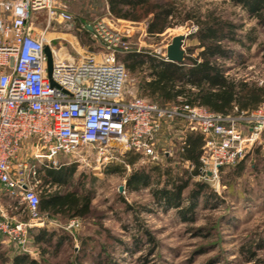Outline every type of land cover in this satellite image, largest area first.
<instances>
[{"label":"rangeland","instance_id":"1","mask_svg":"<svg viewBox=\"0 0 264 264\" xmlns=\"http://www.w3.org/2000/svg\"><path fill=\"white\" fill-rule=\"evenodd\" d=\"M60 2L61 8L73 15V26L69 28L58 21L48 26L49 14L43 10L33 15V27L46 32L59 58L79 61L91 53L100 54L103 47L91 33L82 30L81 24L102 20L109 23L121 37V50L117 57L127 70L126 98L141 96L160 104L144 95L143 84L149 80L146 66L134 72L129 70L127 63L133 62V53L149 52L166 58L167 47L173 37L186 33H189L188 45L194 47L198 43L190 37V33L197 30L194 21L151 35L147 31V19L133 21L116 18L109 11L107 0ZM185 3L201 14L211 10L230 20L245 23L246 29L255 24L254 20L245 19L242 10L228 0H186ZM259 41H264V30L259 33ZM227 44L230 54L218 59L225 64L226 74L262 84L264 57L258 45L248 49L235 43ZM184 48H188L186 43ZM173 122L179 124L177 120ZM171 124L170 121L166 125ZM182 135L172 129L167 130L164 137L168 139H161L165 145L163 148L169 150L170 139L181 143L179 138ZM35 144V141H30L27 146L28 158L35 151ZM124 153L120 150L116 158L98 161L94 149L81 148L76 154L60 157L59 165H50L56 169L54 177L58 182L49 179V183H45L47 171L39 164L43 192L75 189L80 194L90 193V212L84 217L71 219L41 212L44 224L31 229L25 248L15 246L0 236V264H14L16 256L35 259L37 264H264L263 149L256 146L247 150L242 173L237 170L236 162L223 167L216 179L194 176L192 183L202 181L207 183V188L196 199L192 220L185 219L175 208H165L164 203H156L151 192L154 184L133 192L125 190L126 175L133 167L127 164L126 173L113 172L118 165H125ZM161 155L159 161L164 168L168 165L165 155ZM171 156L176 161L175 148ZM31 161L34 162L33 158ZM149 161L150 158L139 159L135 166H146L151 164ZM176 163H179L178 160ZM178 166L181 171L193 170L189 162H180ZM225 182L229 184L224 185ZM192 187L186 190L185 195ZM210 193L216 196L212 199ZM125 203L133 208H128ZM187 203L184 202L183 206ZM8 205L5 193L0 194V208L9 211ZM8 214L12 216L11 211ZM75 218L78 226L70 227L71 220ZM42 229L47 233H56V236L50 242H39L37 235ZM60 239L65 241L58 246ZM252 251L257 252L255 258H251Z\"/></svg>","mask_w":264,"mask_h":264},{"label":"built area","instance_id":"2","mask_svg":"<svg viewBox=\"0 0 264 264\" xmlns=\"http://www.w3.org/2000/svg\"><path fill=\"white\" fill-rule=\"evenodd\" d=\"M43 10L49 14L48 26L53 21L73 26L74 17L61 8L60 0H0V194L7 196L12 214L0 208L5 241L25 248L31 229L44 224L39 164L57 166L60 157L81 148L94 149L98 161L112 160L120 150L159 161L174 148L161 151V130L177 120L186 131L204 136L200 177L216 179L248 149L264 146V104L237 115L126 98L127 70L117 57L120 33L103 20L83 22L81 28L102 43L101 53L79 61L61 59L46 32L33 27V15ZM30 141L36 144L28 158L25 145ZM78 224L75 218L70 227Z\"/></svg>","mask_w":264,"mask_h":264},{"label":"trees","instance_id":"3","mask_svg":"<svg viewBox=\"0 0 264 264\" xmlns=\"http://www.w3.org/2000/svg\"><path fill=\"white\" fill-rule=\"evenodd\" d=\"M185 1L107 0L108 9L116 18L133 21L147 19V31L151 35L163 33L167 28L183 25L187 21H194L197 25V30L191 32L190 37L198 43L192 47L186 42L188 48L183 63L171 62L149 52L132 54L133 62L127 63L130 71L145 66L148 69L149 80L143 84L144 95L163 104L161 106L185 103L222 114L238 115L264 104V82L260 84L254 80L229 76L225 64L218 62L219 58L228 57L231 52L227 43L239 44L248 49L257 44L264 57V41H259V33L264 30V0H228L231 5L242 10L245 19L255 21L248 29L245 23L225 18L215 11L201 14ZM182 136L183 142H178L175 148L176 161L189 162L193 167L191 172L185 169L181 171L179 163L171 155L165 156L168 166L164 168L161 165L163 163L152 159L149 161L151 164L137 167V161L145 157L136 151L125 152L122 155L125 165H118L113 172L123 174L126 173L127 164L132 166L133 170L126 175L125 190L133 192L154 184L151 192L156 203H164L165 208H175L185 219L192 220L196 199L207 188L205 182H191L194 176L201 175L200 156L204 136L196 131H186ZM245 161L246 155L237 161L236 167L240 173L245 169ZM109 168L113 167L109 165ZM45 169V183H49V179L59 181L54 177L56 169L50 166ZM191 185L192 189L185 195ZM210 194L212 199L216 196L215 193ZM184 202H188L186 206H183ZM91 203L90 193L80 194L75 189L67 192L45 190L40 195L39 211L48 216L71 219L89 214ZM127 206L133 208L132 205ZM54 236L56 233H47L42 229L37 240L50 242ZM64 241L60 239L58 246ZM250 253L251 258H255L257 252ZM13 263L37 264V261L16 256Z\"/></svg>","mask_w":264,"mask_h":264},{"label":"water","instance_id":"4","mask_svg":"<svg viewBox=\"0 0 264 264\" xmlns=\"http://www.w3.org/2000/svg\"><path fill=\"white\" fill-rule=\"evenodd\" d=\"M188 39L187 34H181L173 37L172 42L167 47L166 59L171 62L183 63L185 60L186 49L184 44ZM45 52L48 56V69L49 73L52 70V53L50 47L47 45L45 47ZM123 189V186L120 187V190Z\"/></svg>","mask_w":264,"mask_h":264},{"label":"crops","instance_id":"5","mask_svg":"<svg viewBox=\"0 0 264 264\" xmlns=\"http://www.w3.org/2000/svg\"><path fill=\"white\" fill-rule=\"evenodd\" d=\"M180 124V123H179ZM179 124H174V125H169V126H167L166 124H164V126H163V128H162V130H161V133H160V137H161V139H163V137L167 134V130L169 131V129H172L173 131H175V132H177V133H181V134H183L186 130H185V128H184V123H181L180 125ZM183 130V131H182ZM182 137V136H181ZM181 137L179 138V139H181ZM166 139H168V138H166V137H164V140H166ZM179 141H176V143H174V142H172V139H170V140H168V143L170 144V146L169 147H174V148H176L175 146H177V143H178ZM29 145V143H27L26 145H25V152H27V146ZM165 145H164V141L162 140L161 142H160V149H161V151L164 149L163 147H164ZM259 148H261V149H263L264 150V146H261V147H259Z\"/></svg>","mask_w":264,"mask_h":264}]
</instances>
